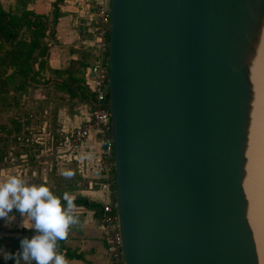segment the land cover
Instances as JSON below:
<instances>
[{"label":"water","instance_id":"1","mask_svg":"<svg viewBox=\"0 0 264 264\" xmlns=\"http://www.w3.org/2000/svg\"><path fill=\"white\" fill-rule=\"evenodd\" d=\"M124 264H258L242 188L264 0H108Z\"/></svg>","mask_w":264,"mask_h":264},{"label":"crops","instance_id":"2","mask_svg":"<svg viewBox=\"0 0 264 264\" xmlns=\"http://www.w3.org/2000/svg\"><path fill=\"white\" fill-rule=\"evenodd\" d=\"M0 6L4 11L9 12L14 19H17L23 10L46 18L43 28L45 35L40 40L41 44L46 47L45 56L47 57L46 65L49 76L42 79V81L48 80V83L58 81L50 73L51 69L64 70L68 66L79 69V73L73 74V77L78 79L73 84L74 88L77 86V90L71 97H68L66 93H62L63 103L58 104L56 110H54V118L50 113L54 101H47L48 108H50L45 112L50 113L49 121L54 123L55 131L61 136L63 131L77 126L87 119L90 113L87 94L82 86L84 69L87 67V63L91 61L87 58L84 59L83 53L90 50L88 47L90 41L85 31V21L82 18L84 13L77 7L78 0H0ZM53 11L60 15L55 23L51 25ZM50 25L52 27L49 33ZM24 29L25 27L21 31ZM37 38L39 39L40 36ZM31 39V33L23 34V40L26 42ZM32 68L33 70L37 68V62L32 65ZM61 78L64 79V75ZM19 156L21 157V155ZM54 156L53 168L57 174H62L64 170L73 171L74 185L76 186L71 190L73 194L86 197L99 205L112 196L109 185L110 163L108 157L101 153V145L93 135H89L76 150L66 151L60 145ZM11 162L0 161V182H4L9 176H12L10 174L12 173L11 169L21 172L18 167H25L22 166L25 165L23 161ZM17 175L19 176V174ZM74 213L78 222L71 227L68 236L63 240L62 248H59V250L62 253L68 251L76 255L73 257L65 255L69 264H106L103 243L94 220L98 211L76 206ZM13 216L15 218L9 226H5V221L0 220V234H2L0 246L15 253L20 248V240L24 237L31 238L35 233L22 227L24 218L19 213L14 211ZM25 223L28 222L25 221ZM0 264H15V261H5L0 257Z\"/></svg>","mask_w":264,"mask_h":264},{"label":"rangeland","instance_id":"3","mask_svg":"<svg viewBox=\"0 0 264 264\" xmlns=\"http://www.w3.org/2000/svg\"><path fill=\"white\" fill-rule=\"evenodd\" d=\"M24 33H29V30L25 28L20 32L21 41H24ZM7 49V47L0 49V77L5 79L3 81L6 83L3 84L0 81V150H5L1 162L23 161L25 165L22 166L25 167H18L21 172L11 169V175L19 174L20 177L27 178L28 180L25 181L29 184L45 183L53 187L54 183L56 187L54 182L56 178L66 179L67 177L57 174L53 168L54 153L59 145L57 135L53 137L50 134L53 131L52 121H49L50 113L45 112L50 108H48V103H44L45 93L49 92L50 88L47 85L42 86L43 83H41L42 79L49 76L46 65L47 57L44 55L45 57H39L36 61L37 68H34V71L38 83L28 82L21 89L13 90L16 77L13 76L12 67L8 66L2 57ZM53 95L57 97L61 94L53 92ZM52 100L54 101L52 107L56 108L58 102L54 98ZM16 136L19 139L14 138ZM22 151L25 155L20 157L19 154ZM59 187H62V190L64 188L63 184ZM111 190L113 192V189Z\"/></svg>","mask_w":264,"mask_h":264},{"label":"built area","instance_id":"4","mask_svg":"<svg viewBox=\"0 0 264 264\" xmlns=\"http://www.w3.org/2000/svg\"><path fill=\"white\" fill-rule=\"evenodd\" d=\"M77 7L84 13L82 18L89 36L88 47L92 53L91 61L84 69L82 81L90 113L83 122L62 132L61 146L66 151L76 150L89 135H93L101 145V153L109 157L111 143L106 89L108 0H78ZM94 220L103 243L106 264H124L113 196L101 203Z\"/></svg>","mask_w":264,"mask_h":264},{"label":"clouds","instance_id":"5","mask_svg":"<svg viewBox=\"0 0 264 264\" xmlns=\"http://www.w3.org/2000/svg\"><path fill=\"white\" fill-rule=\"evenodd\" d=\"M62 174L67 178L74 175L71 170ZM75 207L68 193L61 197L45 183L29 184L20 176H9L0 182V220L9 226L15 211L24 218L22 227L35 234L22 238L15 253L0 246V257L5 261L13 260L15 264H69L58 242L66 239L71 227L78 222Z\"/></svg>","mask_w":264,"mask_h":264},{"label":"trees","instance_id":"6","mask_svg":"<svg viewBox=\"0 0 264 264\" xmlns=\"http://www.w3.org/2000/svg\"><path fill=\"white\" fill-rule=\"evenodd\" d=\"M60 14L57 13L56 11H53L52 13V18L50 24H54L57 17ZM46 21V18L43 16L35 15L34 13L30 11L23 10L20 16L17 19H14L11 14L7 11H4L1 6H0V49L7 47L8 49L4 51L3 54V60L7 62L8 66L12 67L14 73L13 76L16 77V84L13 86V90H19L23 85H25L28 82L32 83H38L36 79V72L33 70L32 65L37 61L39 57H43L46 54V47L45 45L41 44V37H43L44 31V23ZM49 26V33L51 32V27ZM25 27L29 30V33L32 35V39L29 40V42L21 41L20 39V32L21 29ZM48 33V34H49ZM47 34V35H48ZM40 36L38 39L37 37ZM38 50V51H37ZM34 53V56H33ZM32 58V60H30ZM83 58H87L91 60L92 58V53L91 51H85L83 53ZM72 62V61H71ZM90 62V61H89ZM87 63V65L89 64ZM84 67L86 65H83ZM53 77L57 78L58 81L48 83V80H43L41 83L42 86H46L50 88L49 92H46V99L44 100V103H47V101H51L52 98L58 102V104L63 103V97L62 93H66L68 97H71L73 93L77 90V86L74 88V83L78 80L77 78L73 77L74 73H79V69L77 67H70L68 66L64 70H52L50 71ZM64 75V79L61 78V76ZM11 77V76H10ZM0 77V81L3 84H6ZM52 90V91H51ZM60 91V92H58ZM53 92H58L57 97H53ZM45 97V96H44ZM49 99V100H48ZM54 110L56 108L53 106L50 109V113L52 118H54ZM54 123H52V130L50 134H52L53 137L57 135L58 139V145L60 146L62 143V137L60 134L55 133V125L53 126ZM16 139H19L18 136L14 137ZM3 150V149H2ZM5 150L1 151L0 150V161L1 158H3V153ZM25 155V152L22 151L21 156ZM2 155V156H1ZM108 161L110 163V187L113 189V168H112V158H111V153L108 157ZM55 179V184L56 187H50V189L58 196H63L65 193H68L71 198L74 199V203L76 206H83L88 209H93L96 212L99 211L100 205L88 200L86 197H83L81 195L73 194L72 189L75 188L76 186L74 185V178L73 176L71 178H60ZM58 182V184H57ZM60 184H63V190L62 187H59ZM58 188V189H57ZM59 190V191H58ZM113 196V195H112ZM63 202V201H62ZM63 246V240L58 242V248H62ZM64 254L66 256H76L73 255L72 253L68 251H64Z\"/></svg>","mask_w":264,"mask_h":264},{"label":"bare ground","instance_id":"7","mask_svg":"<svg viewBox=\"0 0 264 264\" xmlns=\"http://www.w3.org/2000/svg\"><path fill=\"white\" fill-rule=\"evenodd\" d=\"M251 102L242 188L257 263L264 264V28L249 63Z\"/></svg>","mask_w":264,"mask_h":264}]
</instances>
